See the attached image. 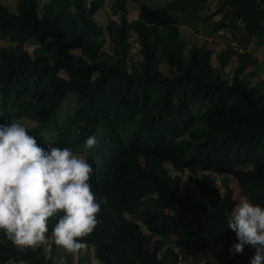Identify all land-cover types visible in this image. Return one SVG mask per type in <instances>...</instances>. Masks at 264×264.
Listing matches in <instances>:
<instances>
[{"label":"trees","instance_id":"1","mask_svg":"<svg viewBox=\"0 0 264 264\" xmlns=\"http://www.w3.org/2000/svg\"><path fill=\"white\" fill-rule=\"evenodd\" d=\"M105 1L17 0L15 11L0 1V39L10 42L0 46V124L27 118L45 149L84 152L94 168L92 191L103 200L100 222L79 239L102 264H189L209 248L214 259L205 264H250L252 247L229 253L236 242L226 228L237 202L232 189L222 192L200 171L235 177L245 197L264 205V78L248 79L252 66H264L249 49L252 39L264 49V0H175L157 8L140 0L135 20L128 9L135 0H114L102 23ZM211 2L216 11L203 16ZM182 15L214 20L212 33L226 31L235 44L215 53L207 41L189 43ZM239 30L248 34L246 45ZM30 41L42 51H28ZM70 92L79 106L61 128L59 108ZM13 97L23 99L17 112L8 109ZM51 127L57 136L46 144L40 134ZM92 134L98 144L85 150ZM171 169L197 176L194 185L184 186ZM57 219L49 220L45 245L17 246L0 232V264H55ZM66 259L80 264L72 254Z\"/></svg>","mask_w":264,"mask_h":264},{"label":"clouds","instance_id":"2","mask_svg":"<svg viewBox=\"0 0 264 264\" xmlns=\"http://www.w3.org/2000/svg\"><path fill=\"white\" fill-rule=\"evenodd\" d=\"M29 133L16 120L0 124V232L17 246L45 245L49 220L58 217L51 228L54 243L75 253L85 248L79 238L100 222L103 198L97 199L89 183L94 168L82 154L67 147L45 149ZM97 144L92 134L83 148ZM226 228L236 237L230 254L250 246L255 249L250 264H264V205L241 196L226 217Z\"/></svg>","mask_w":264,"mask_h":264},{"label":"rangeland","instance_id":"3","mask_svg":"<svg viewBox=\"0 0 264 264\" xmlns=\"http://www.w3.org/2000/svg\"><path fill=\"white\" fill-rule=\"evenodd\" d=\"M0 1L2 3L6 4L10 8V10H12V11L16 10L17 0H0ZM172 1H175V0H149V1H147V3L149 5L157 8V7H162L166 3H169ZM217 4H218V2H211L210 6L202 11V15L203 16H209L210 14L215 12L217 7H218ZM136 5L139 7L138 3L134 2V1H131V2L129 1V7L131 9L133 6H136ZM99 12H101V14L99 15V17L97 15V20H101L102 23L106 22L108 20L107 12L103 9L100 10ZM170 13L176 15L175 11H173V12L171 11ZM220 16H222V15L220 14L216 17H220ZM113 17H117V16H113ZM180 20H181V24H184V21L188 20L190 22L189 27L191 28V31L192 30L194 31V33L191 31L189 32V31H187V29L185 27H181L184 25L180 26L182 37L187 39L189 41V43L193 42L196 44H202V42H206V40H204V39H206L207 37L209 38V37L214 35V33H212V27L214 24V20H212V19H208V20L205 19V20L199 21V20H201V18H199V17L194 16V17L188 18V17H185L184 15H182L180 17ZM208 30H210L209 31L210 34H207ZM196 34L199 35L198 38L195 37ZM135 36L136 35L134 34L130 39L131 42L133 43L132 51H131L133 61L141 58L140 54H139V45H138L137 41L135 42ZM5 40L6 39H0V46H8L9 45L10 42L7 43V40H6V42H5ZM212 41L213 40H210L209 46L212 48V50L215 53H217L222 45L220 43L214 44ZM12 43L13 42H11V44ZM29 43L30 42L26 43L27 46L25 48L28 51H30L32 54L34 53V48L37 49L36 52L42 51L41 48H38L39 44H37V46H36L37 48L36 47L33 48L32 46L28 45ZM243 44L246 45L247 42H243ZM190 46H191V44L188 45L187 48H189ZM104 48L108 52H112L113 44L109 41V39H107ZM253 50H254V48H253ZM255 51H257V49H255ZM234 69H235V64L232 63L228 66L227 71H228V73L232 74ZM162 70L165 72L168 71L165 63L162 64ZM249 71H250L249 78H248L249 80L254 78L255 81H257L258 77L264 78V66H262V67H259L258 65L252 66L249 69ZM23 96H25V95H23ZM22 100H17L14 97L11 98L9 100V105H8L9 111L10 112H17L18 109L20 108ZM78 106H79V102H78L76 94L72 93V92L68 93L63 104L59 108V122H60L61 128L67 127L71 117L73 116L75 110H77ZM2 113H3V105H2L1 100H0V116ZM16 121L24 124L26 126V128L33 125V122L27 118H19ZM76 132H77V130L75 129L74 133H76ZM56 136H57V130L54 129V127H51V128L47 129L46 131H44L43 133L40 134L41 140L46 144L47 143L51 144V142L55 141ZM77 154H82L84 156V152H82V151H79ZM171 171L174 174L179 173L182 176V183L184 186L194 185V180H196L195 177H197V176H192V174L189 171L186 170L185 172H178L174 169H171ZM200 173L210 175L211 178H214L222 192L225 191L227 187L232 189L233 196H234V199H236V201H238V199L241 196H244L242 193V190L239 186V183L235 177L230 176L228 174H218V173L201 172V171H200ZM47 248H50V244L47 246ZM212 251H213V249L209 248L207 250V252H205V253H197L193 256L188 257L187 260H185V262H187L189 264H205L207 260L214 259V257L212 256V254H213ZM164 252L165 251L161 252V256H163ZM67 253H69V252L62 249L61 247L57 248L54 252V255H53V259H54L55 264H67V259H66ZM69 254H72L73 259L75 261L79 262L80 264H102L97 258L94 257V248H92V247H90V248L85 247L82 250H79L75 253H69ZM165 255H166V253L164 254V256ZM182 263L183 262H181L180 264H182ZM22 264H25V263H22Z\"/></svg>","mask_w":264,"mask_h":264},{"label":"crops","instance_id":"4","mask_svg":"<svg viewBox=\"0 0 264 264\" xmlns=\"http://www.w3.org/2000/svg\"><path fill=\"white\" fill-rule=\"evenodd\" d=\"M114 0H106L105 3L107 4V8L106 10H110V7H111V4L113 3ZM136 3L139 4V7H140V0H136L135 1ZM139 7L136 5V6H133L132 9L129 7V3H128V9H129V18L130 20H135L137 19V16L139 14ZM138 8V9H137ZM136 9V10H135ZM219 15V14H218ZM216 15V16H218ZM214 16V20H219L220 17H216ZM108 17V15H107ZM113 17V16H112ZM181 25H184V26H181ZM180 26L181 27H185L187 29V31H191V28L189 27V25H185V24H181ZM191 32L194 33V31L192 30ZM236 35L237 37L239 38V40L243 43V42H247L248 41V35L247 33L244 31V30H239V31H236ZM198 34L195 35L196 38H198ZM207 41V45L210 44V40H213L212 42L215 44V43H220L222 46L220 47L219 51H221L222 49H224L229 43L231 44H235L234 41L232 40V35H230L228 32H224L223 30L222 31H219L216 35H213L211 37H207L206 39H204ZM6 42V40H5ZM6 44V43H5ZM30 46H32L33 48L37 46L36 42L35 41H30V43L28 44ZM245 45V44H244ZM27 46V45H26ZM37 48V47H36ZM39 48V47H38ZM254 48V50H253ZM249 49L256 55H258L263 61H264V49L262 47H260L259 45H257V41L256 39H252V41L250 42L249 44ZM255 49H257V51H255ZM34 51H37V49L34 48ZM218 51V52H219ZM260 78L258 77V80ZM257 80V81H258ZM255 81V82H257Z\"/></svg>","mask_w":264,"mask_h":264}]
</instances>
